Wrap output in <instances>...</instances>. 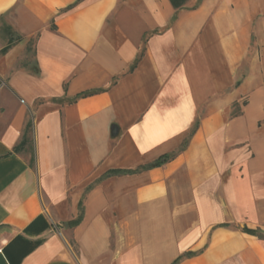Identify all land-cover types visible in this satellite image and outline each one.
Instances as JSON below:
<instances>
[{
  "label": "crops",
  "instance_id": "0c3cea01",
  "mask_svg": "<svg viewBox=\"0 0 264 264\" xmlns=\"http://www.w3.org/2000/svg\"><path fill=\"white\" fill-rule=\"evenodd\" d=\"M174 13L0 0V264H264V0Z\"/></svg>",
  "mask_w": 264,
  "mask_h": 264
},
{
  "label": "trees",
  "instance_id": "16d2710c",
  "mask_svg": "<svg viewBox=\"0 0 264 264\" xmlns=\"http://www.w3.org/2000/svg\"><path fill=\"white\" fill-rule=\"evenodd\" d=\"M169 1H170L171 5L173 6L174 10H175V13L173 15V18L171 20V22H172L175 19V16H176L177 11H179L181 9H185L187 7L185 5L186 4V0H169ZM197 5H193L191 8H195ZM3 30L5 31L6 34H9L10 33V27H8L6 25H3ZM153 32H155V31H153ZM3 38L5 40V44L0 49V54L1 55L5 54L8 51V49L11 47L12 43H13L12 37H10L9 35L3 36ZM132 67H134V65ZM92 92H94V91H87V92L79 93V94H77L74 97V99H77L79 97L85 96V95L90 94ZM30 126H31L30 121H27V123L25 124L24 130H23L22 138H21L20 142L17 145H15V147H14V150L15 151H20L27 144H29V136H28V133L30 131ZM172 156L173 155L163 154L160 157H158L154 162L150 163L149 165H146V167H152V166L161 165V164L165 163L166 161H168L170 158H172ZM32 162H33V157L31 155V157H30V163L32 164ZM143 167H145V166H143ZM129 171H131V170L112 169L108 173H112L113 174V173L129 172ZM132 171H134V170H132ZM82 214H83V208H82V203L80 202L79 203V211H78L77 216L74 219L68 221V224L70 226H73V225L78 224L80 222L81 218H82Z\"/></svg>",
  "mask_w": 264,
  "mask_h": 264
},
{
  "label": "rangeland",
  "instance_id": "374dc122",
  "mask_svg": "<svg viewBox=\"0 0 264 264\" xmlns=\"http://www.w3.org/2000/svg\"><path fill=\"white\" fill-rule=\"evenodd\" d=\"M198 3H199V0H193V2H190L189 4H187L186 7L187 8H191L193 5H197ZM0 41H1V39H0ZM3 42H0V43H3ZM256 50H257V46L255 44L254 37L252 36L251 45H250V48H249V53L247 54V58H245L243 60V62L241 63L240 68H238L237 82L235 83V86L239 85L241 83L242 79L245 77L246 72L248 70L247 64H248L251 56L255 55ZM32 55H33V40H31L30 42H28L27 47H26V50H25V55H23L18 60V62H17L16 65L17 66H21L23 63L25 64V63L32 62V59H31L32 58ZM2 56L3 55L0 54V59L2 58ZM198 61H199V66L201 68V71L204 72L203 61H201L200 59H198ZM207 71H208V67H205V72L207 73ZM245 102H246V97L245 96H242L241 98H239V100L232 105L231 111H230L229 115L226 118H228V117L230 118L234 114L240 113L242 107L245 105ZM255 110H256V108H255ZM248 123H250V120H248ZM257 123L261 127L264 128V121H258ZM194 126L195 125L193 124V126L191 127V129H190L189 132H191L193 130ZM187 138L188 137H186L185 139H187ZM245 146L247 147V150H246L247 151V154L250 155L251 147L249 145H245Z\"/></svg>",
  "mask_w": 264,
  "mask_h": 264
}]
</instances>
